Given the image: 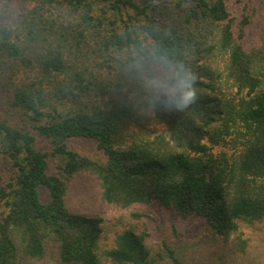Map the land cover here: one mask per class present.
Wrapping results in <instances>:
<instances>
[{"label":"trees","instance_id":"obj_1","mask_svg":"<svg viewBox=\"0 0 264 264\" xmlns=\"http://www.w3.org/2000/svg\"><path fill=\"white\" fill-rule=\"evenodd\" d=\"M19 1L0 0V264L164 262L145 229L100 250L105 221L65 204L82 172L106 206L235 245L264 220V40L243 45L264 0Z\"/></svg>","mask_w":264,"mask_h":264},{"label":"rangeland","instance_id":"obj_2","mask_svg":"<svg viewBox=\"0 0 264 264\" xmlns=\"http://www.w3.org/2000/svg\"><path fill=\"white\" fill-rule=\"evenodd\" d=\"M20 5L24 0L19 1ZM15 6L0 5V21H11ZM264 40V21L252 23L246 30L245 49H250ZM73 146L82 154L96 156L88 142L75 141ZM217 153V149H213ZM65 204L74 213L102 218L105 234L100 241V250L112 246L115 232L133 227L139 232L146 230L147 244L153 253H160L164 262L171 264L163 250L164 244L176 248L182 264H264V220L251 223L238 222V232L233 235L236 245L231 241H223L210 230L199 225L198 220L183 222L171 214L161 219L152 210L142 205L129 209L106 206L100 200V186L96 177L90 173H78L70 183ZM134 214L135 217L132 216ZM143 215L141 218L137 217ZM145 225V227L143 226ZM175 230H173V228ZM242 242V248L238 242ZM30 264H57L48 248L44 257ZM109 264V263H104Z\"/></svg>","mask_w":264,"mask_h":264},{"label":"clouds","instance_id":"obj_3","mask_svg":"<svg viewBox=\"0 0 264 264\" xmlns=\"http://www.w3.org/2000/svg\"><path fill=\"white\" fill-rule=\"evenodd\" d=\"M162 90V89H161Z\"/></svg>","mask_w":264,"mask_h":264}]
</instances>
